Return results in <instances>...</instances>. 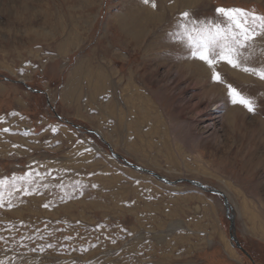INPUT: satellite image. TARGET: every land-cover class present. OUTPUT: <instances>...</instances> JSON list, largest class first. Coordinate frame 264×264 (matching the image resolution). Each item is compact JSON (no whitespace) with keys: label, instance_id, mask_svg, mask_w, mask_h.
Returning <instances> with one entry per match:
<instances>
[{"label":"rangeland","instance_id":"374dc122","mask_svg":"<svg viewBox=\"0 0 264 264\" xmlns=\"http://www.w3.org/2000/svg\"><path fill=\"white\" fill-rule=\"evenodd\" d=\"M154 3L0 0V264H264V81L213 82L180 27L264 0ZM242 51L264 69V39Z\"/></svg>","mask_w":264,"mask_h":264},{"label":"snow or ice","instance_id":"6c2138e0","mask_svg":"<svg viewBox=\"0 0 264 264\" xmlns=\"http://www.w3.org/2000/svg\"><path fill=\"white\" fill-rule=\"evenodd\" d=\"M142 3L156 7L154 0H142ZM215 13L225 26L216 23L211 28H197V22L190 18L189 13H182V19L187 24H181L180 27L185 31L190 58L202 61L212 70L213 82L223 83L214 67L220 62L264 81V69L257 70L242 63V60L246 59L242 50L248 49L258 38L264 39V17L241 8L218 7ZM189 24L192 26L191 29L187 26ZM227 94L232 104H239L249 112L254 111L252 101L242 96L231 85L227 86ZM4 131L7 132L8 129ZM2 183L4 182L0 181V184Z\"/></svg>","mask_w":264,"mask_h":264},{"label":"water","instance_id":"95a60500","mask_svg":"<svg viewBox=\"0 0 264 264\" xmlns=\"http://www.w3.org/2000/svg\"><path fill=\"white\" fill-rule=\"evenodd\" d=\"M125 164L128 165L129 167L133 168L134 170L142 171V172H148V171H146V170H144V169H141L140 167H137V166H134V165L128 163L127 161H125ZM148 173H150V172H148ZM155 177H157V176H155ZM158 178H159V177H158ZM159 179H160L162 182H164V183L172 184L171 182L166 181V180L163 179V178H159ZM188 182H189L191 185H193V186H195V187H198L199 189H201V190H203V191H209V192H211V193H213V194L219 195V196L223 199V204H224V207H225V211H226V213H227V214L230 213L231 208H230V206H229V204H228V202H227V200H226L224 194L220 193V192L217 191V190L209 189L208 186L203 185V184H201V183H199V182H196V181H188ZM228 219H229V221H230L229 232H231V231L233 230V227H234V225H233V216H232V215H231V216H228ZM230 241H231V243H232L237 249H239V250L242 251L240 245L238 244V242L236 241V239H235V238L233 237V235H231V234H230Z\"/></svg>","mask_w":264,"mask_h":264},{"label":"crops","instance_id":"0c3cea01","mask_svg":"<svg viewBox=\"0 0 264 264\" xmlns=\"http://www.w3.org/2000/svg\"><path fill=\"white\" fill-rule=\"evenodd\" d=\"M80 100V99H79ZM250 216V215H249ZM248 221L252 222H257V224H252L253 227H257L256 229H254L255 231L253 232V238L256 239L258 242H261L264 244V219L262 220L261 218L260 219H249ZM193 254V253H192Z\"/></svg>","mask_w":264,"mask_h":264},{"label":"bare ground","instance_id":"6f19581e","mask_svg":"<svg viewBox=\"0 0 264 264\" xmlns=\"http://www.w3.org/2000/svg\"><path fill=\"white\" fill-rule=\"evenodd\" d=\"M129 28V27H128Z\"/></svg>","mask_w":264,"mask_h":264}]
</instances>
